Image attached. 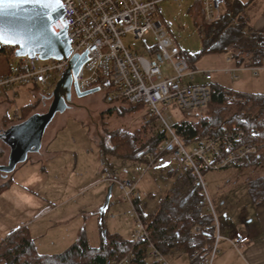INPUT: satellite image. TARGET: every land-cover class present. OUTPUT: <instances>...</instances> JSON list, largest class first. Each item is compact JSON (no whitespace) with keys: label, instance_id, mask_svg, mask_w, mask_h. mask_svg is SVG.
Instances as JSON below:
<instances>
[{"label":"rangeland","instance_id":"obj_1","mask_svg":"<svg viewBox=\"0 0 264 264\" xmlns=\"http://www.w3.org/2000/svg\"><path fill=\"white\" fill-rule=\"evenodd\" d=\"M239 1L249 2L246 7L253 8L246 9L244 14L251 27L264 32V26L261 29L255 26V21L259 18L255 11L260 10L256 6L264 3V0ZM161 8L162 15L159 20L184 54L190 69L209 71L211 75L209 82L218 83L225 88L238 86L241 91L264 93V69L258 71V76H253L249 72L244 74L239 70L233 71L230 68L231 62L227 60L229 57L227 52L201 53L200 23L202 12L198 8V0H165L162 2ZM122 41L126 46L131 49H138L139 52H142V43L151 45L154 42L150 35L143 39H135L130 34L124 36ZM16 64V58H7L6 55L0 53V75L14 68ZM195 77L198 81L203 79L201 74L196 73ZM37 87L21 85L0 96V102H9L10 106L7 108L9 118H14V113L19 112L20 108L26 105L32 107L30 114L47 111L51 101L49 96L53 88L48 89L41 85H37ZM2 112L3 110L0 108V116ZM145 113L144 107L132 109L128 104L110 102L101 97L99 92L83 97L74 95L70 106L54 116L41 139V142L47 145L48 150L57 151L59 154L49 161L50 163L43 169L40 163L32 165L28 159L22 168L15 171L13 177L12 173V182L0 192V239L24 225L17 223L20 218L28 216L32 210V204H26L29 202L28 198L32 200L31 193L38 194L42 200L46 197H52L56 200L58 199L56 195L58 192H63V194L67 192L72 195V190L79 187L80 191L77 192L76 196H71L70 202L64 210H67L68 207L69 210L81 209L83 214L80 221L84 220L83 236L86 237L91 246H98L109 233H116L124 239L130 236L133 220L131 213L138 212L140 214L141 212L140 215L148 219L166 191L180 186L186 175H192L190 172H182L173 159L168 160L164 165L147 166L146 162L131 163L108 157L117 167L119 173L121 172L123 176L127 174L136 181L140 212L133 209L132 201L121 198V192L115 185L103 183V181L99 182L100 184L94 182L86 185L90 180L93 181L97 178L102 180V177L106 176L99 171L97 142L106 141L108 134L114 130L123 129L133 132L140 128ZM205 113L206 110L199 115ZM164 116H169L168 121L174 124L184 119V112L179 109H168L164 112ZM146 118L149 120L148 115ZM11 124L12 122L4 125L0 120V146L4 149V156L0 160L2 164L7 162L10 151L7 144L14 139V136L8 131L5 137L7 144L3 140V134ZM151 124L162 129L158 119H154ZM122 163H124V168L121 166ZM40 170H45V173L39 175ZM135 173L137 174L136 177H134ZM255 173H260V171H255L252 168L246 171L236 168L217 172H202L217 223L220 224V215L223 213H227L233 223H240L237 215L242 212L243 206H247L248 210L254 207L250 204L253 200L246 193L244 184ZM3 174L5 173L0 171V184L5 180ZM240 175H246L245 178H247L244 181L236 180L233 183L216 182L223 176ZM40 183L45 186L44 193L38 187ZM230 186L238 187V190L227 191ZM213 189L215 193H213ZM226 191L227 193H225ZM48 218L47 216L40 219L37 224L46 223ZM39 227L44 237L38 241L43 244L46 243V246H48L49 240L60 234L59 231L56 232L57 229L47 230L44 226ZM181 263H186L185 256H182L178 261V264ZM146 264L155 263L151 258H147ZM167 264L172 263L167 261Z\"/></svg>","mask_w":264,"mask_h":264},{"label":"built area","instance_id":"obj_2","mask_svg":"<svg viewBox=\"0 0 264 264\" xmlns=\"http://www.w3.org/2000/svg\"><path fill=\"white\" fill-rule=\"evenodd\" d=\"M165 0H60L50 15L51 28L63 36L70 55L61 59H42L41 51L21 57L17 46L0 42V53L14 57L17 64L0 76V96L21 85H41L54 88L69 67L70 59L82 54L83 63L73 78V86L82 93L91 89L103 94L110 102L140 105L150 118L158 119L165 137L155 150L143 155L147 166L163 165L173 159L182 172H190L194 183L201 188L205 209L217 220L209 198L203 171L217 172L239 168L247 164L259 149L243 128L233 125L221 133L185 144L177 136L173 125L164 116L168 109L201 114L211 101L209 71L190 69L187 59L160 22L161 4ZM202 19L212 23L224 11V0H200ZM127 34L135 39L151 36L153 44L142 43V52L126 46L122 38ZM256 76L264 69V56L259 66H250ZM233 71L235 69H232ZM201 74L198 81L195 74ZM204 115V114H203ZM257 132L253 131L252 135ZM121 191L123 200L138 199L136 181L117 172L102 177ZM137 211V210H136ZM133 228L129 239L147 241V258L163 261V255L149 240L148 223L138 212L131 213ZM198 230L199 227L194 228ZM218 236L216 237L217 241ZM250 238L235 231L231 246L239 250ZM216 242L200 264H213ZM132 254L112 259L107 264H129Z\"/></svg>","mask_w":264,"mask_h":264},{"label":"trees","instance_id":"obj_3","mask_svg":"<svg viewBox=\"0 0 264 264\" xmlns=\"http://www.w3.org/2000/svg\"><path fill=\"white\" fill-rule=\"evenodd\" d=\"M223 13L217 20L208 24L201 14V53L227 52L237 63L259 66L264 56V32L251 27L245 7L248 4L239 0H224ZM198 8L201 9L200 0ZM202 12V9H201ZM181 55L184 54L181 52ZM185 57V56H184ZM211 101L206 113L199 115L184 112V119L173 125L177 136L185 144L201 141L203 138L221 133L233 125L243 128L251 136L252 142L259 145L258 152L251 160L237 169L259 170L246 182L248 194L254 202L264 201V93L245 92L225 88L218 83H209ZM126 104L125 102H119ZM127 105V104H126ZM132 109L143 108L129 105ZM32 107L26 105L9 118L7 111L0 120L4 125L25 120ZM147 112L140 128L129 132L123 129L108 134V139L99 143L103 164L113 166L108 157L131 163L146 162L144 153L155 150L165 137L164 130L152 125L153 118L147 120ZM256 131V135L252 132ZM4 149L0 146V160ZM1 163V162H0ZM11 173H5L0 184V192L12 182ZM201 188L194 183L193 175H186L180 186L166 191L151 220L141 215L148 223L149 240L163 255L186 254L189 264H200L209 254L215 239L213 214L205 209ZM134 200V206L139 211ZM141 214V213H140ZM198 226L199 229L194 228ZM147 241L121 238L107 234L98 246H91L85 236L55 254H41L37 251L29 229L23 226L0 239V264H107L112 259H120L132 254L129 264H146Z\"/></svg>","mask_w":264,"mask_h":264},{"label":"crops","instance_id":"obj_4","mask_svg":"<svg viewBox=\"0 0 264 264\" xmlns=\"http://www.w3.org/2000/svg\"><path fill=\"white\" fill-rule=\"evenodd\" d=\"M227 1L230 2L232 0H227ZM224 4L226 3L224 2ZM256 7H258L260 10L259 11L254 10L255 13L259 15V18L255 21V26L256 28L261 29L264 26V3H260ZM260 7H262L263 9H261ZM248 8H253V7L250 6L245 7V12L246 9ZM227 60L231 62L230 65L231 69L239 70L244 74L247 72L251 73L250 72L251 70L249 69L250 66L244 63H237L235 59H232L230 57H227ZM9 71L10 69L7 72ZM7 72L3 73L2 75L6 74ZM251 75L253 74L251 73ZM258 75L259 74H257L256 76ZM33 87L38 88L37 85H33ZM234 89L241 91L238 88V86ZM93 94H89L86 96H90ZM101 97H103V94H101ZM114 103H119V102H114ZM9 106L10 105L8 101L0 102V108L1 110H3L1 116L7 111V108H9ZM97 146H98L99 171L104 173L105 175H108L111 172L119 173L117 167L114 166V163L111 160L109 161L113 163V166L103 164V161L101 159V151H100L101 149L98 142H97ZM58 154L59 152L57 151L48 150L47 145L44 142H41L38 151L30 153L27 160L30 159L32 165H36L37 163H40L43 169V167L46 166L48 163H50L49 161L53 160V158H55ZM27 160L17 165V167L13 171V175L11 174L12 177L14 176V173H16L15 171H18V169L22 168L24 164L27 162ZM122 164L123 165L121 166L124 168V163ZM246 170L247 168H245V171ZM38 173L39 175H42L45 173V170L44 171L40 170ZM119 174H121V172ZM125 176L131 178L127 174H125ZM136 176L137 174L135 173L134 177ZM245 176L246 175L232 176V177L223 176L219 178L216 182H220L224 184V183H233L236 180L244 181L247 178V177L245 178ZM94 182L100 184L99 182L102 181L99 178H97L93 181L90 180L89 183L86 185H89ZM246 182L244 185L246 186V193L248 194ZM103 183H107V182H103ZM38 187L44 193L45 186L40 183V186ZM233 189L238 190V187L235 188L233 186H230L227 191ZM78 191H80V187L77 189H73L72 195H70L67 192H65L66 194H63V192H58V194H56L58 199L56 200L53 199L52 197H46V199L42 200L40 199L38 194L36 195L35 193H31V195L33 196L32 200L28 198L29 202L26 204L29 205L32 204V210L30 211V214H28V216H24L20 218L17 224H24L23 226L28 227L30 235L39 253L41 254L60 253L63 250L70 247L71 245H73L75 242H77L80 236L84 235V220L80 221L83 214L80 211L81 209L76 208L69 210L70 208L68 207L67 210H64V208L70 202L71 196L72 197L76 196ZM227 191L225 193H227ZM213 193H215L214 189H213ZM250 204L253 205L254 207L248 210L247 206H243L242 212L237 215L238 220H240V223H233L230 220V217L227 213H223L220 215L221 222L220 224L217 223V227H215V239L213 241V245L216 242L217 251L214 256L213 264H264V201L262 202L252 201V203ZM136 205L137 206L139 205L138 202H136ZM138 209L140 212L139 206ZM155 210L151 213V216L155 212ZM47 216L49 218L47 219L46 223L43 222L37 224V221ZM151 216L148 219H146L147 222L151 220ZM38 225L46 227L47 230L57 229L56 232L59 231L60 234L56 233L57 234L56 237L49 240L48 246H46V243L43 244L42 242L38 241L39 239L44 237L43 232H40L41 229ZM132 228H133V220H132ZM132 228L130 229V231L132 230ZM235 231H241L247 234L250 238L249 242L244 246H242L241 248H239V250L234 249L230 243V239L232 238ZM109 234H116V233H109ZM217 236L218 238L216 241ZM128 238L129 236L125 239ZM182 256L186 257L185 264H189L190 263L189 258L187 257L186 254L183 253L182 254L174 253V254H169L167 256H163L164 259L163 261H158L155 259H152V261L155 264L156 263L167 264V261L168 262L171 261L172 264H178V261Z\"/></svg>","mask_w":264,"mask_h":264},{"label":"water","instance_id":"obj_5","mask_svg":"<svg viewBox=\"0 0 264 264\" xmlns=\"http://www.w3.org/2000/svg\"><path fill=\"white\" fill-rule=\"evenodd\" d=\"M59 3L57 0H42L41 4L29 2L19 7L0 8V30H4L9 35L21 34L25 38L24 46H21L20 43L5 44L17 46L21 57L41 51L42 59L67 58L70 55L69 46L63 42L62 34L53 31L50 26V15ZM83 57L84 54L78 60H76V56L70 59L64 77L56 82L49 96L51 101L46 112L33 113L25 120L11 124L3 134L6 144L5 137L8 131L14 136V139L7 144L10 151L7 162L0 163L1 172L6 174L13 172L17 165L27 160L30 153L38 151L48 124L58 112L67 108L66 100L71 99L70 89L73 86V78L83 63ZM73 88L78 97L97 92L96 88L82 93L78 92L76 87L73 86Z\"/></svg>","mask_w":264,"mask_h":264},{"label":"snow or ice","instance_id":"obj_6","mask_svg":"<svg viewBox=\"0 0 264 264\" xmlns=\"http://www.w3.org/2000/svg\"><path fill=\"white\" fill-rule=\"evenodd\" d=\"M41 4L42 0H0V8L4 7H19L25 3ZM59 3V0H57ZM0 42L8 44L20 43L24 46L25 38L21 34H6L4 30H0Z\"/></svg>","mask_w":264,"mask_h":264},{"label":"flooded vegetation","instance_id":"obj_7","mask_svg":"<svg viewBox=\"0 0 264 264\" xmlns=\"http://www.w3.org/2000/svg\"><path fill=\"white\" fill-rule=\"evenodd\" d=\"M70 91H71V99L69 101L66 100L67 107L70 106V104L72 102V97L75 95L73 86H71ZM94 93H98V92H94Z\"/></svg>","mask_w":264,"mask_h":264},{"label":"bare ground","instance_id":"obj_8","mask_svg":"<svg viewBox=\"0 0 264 264\" xmlns=\"http://www.w3.org/2000/svg\"><path fill=\"white\" fill-rule=\"evenodd\" d=\"M13 173V172H12Z\"/></svg>","mask_w":264,"mask_h":264}]
</instances>
